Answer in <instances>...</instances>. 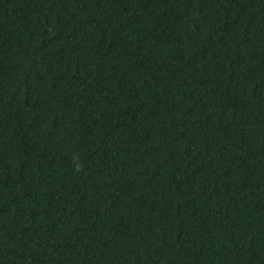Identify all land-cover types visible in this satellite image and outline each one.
Returning <instances> with one entry per match:
<instances>
[{
    "label": "trees",
    "instance_id": "1",
    "mask_svg": "<svg viewBox=\"0 0 264 264\" xmlns=\"http://www.w3.org/2000/svg\"><path fill=\"white\" fill-rule=\"evenodd\" d=\"M0 264H264V0H0Z\"/></svg>",
    "mask_w": 264,
    "mask_h": 264
}]
</instances>
